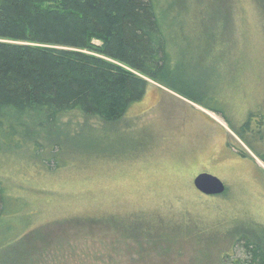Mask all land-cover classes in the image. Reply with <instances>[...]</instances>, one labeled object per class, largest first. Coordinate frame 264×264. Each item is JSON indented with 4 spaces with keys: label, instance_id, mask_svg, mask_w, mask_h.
Masks as SVG:
<instances>
[{
    "label": "rangeland",
    "instance_id": "rangeland-1",
    "mask_svg": "<svg viewBox=\"0 0 264 264\" xmlns=\"http://www.w3.org/2000/svg\"><path fill=\"white\" fill-rule=\"evenodd\" d=\"M164 4L201 97L235 126L262 120L249 141L264 156V0ZM123 115L73 112L1 150L7 264H242L249 242L264 249V161L221 116L155 81ZM203 173L224 194H201Z\"/></svg>",
    "mask_w": 264,
    "mask_h": 264
},
{
    "label": "trees",
    "instance_id": "trees-1",
    "mask_svg": "<svg viewBox=\"0 0 264 264\" xmlns=\"http://www.w3.org/2000/svg\"><path fill=\"white\" fill-rule=\"evenodd\" d=\"M164 3L0 0V152L16 142L38 145L28 140L29 126H54L73 112L106 122L119 120L142 100L149 81H155L217 113L264 161L249 141L262 120L255 121L258 127L250 120L238 127L204 101L202 71L201 79L194 76L199 62L187 65V58L195 57L190 52L188 56V48L180 47L171 33L182 31L183 24L169 20ZM167 5L170 11L173 4ZM213 90L206 98L221 104V94ZM13 202L0 180V220ZM8 246L0 242V264L9 262ZM245 249L249 260L242 264H264L261 245L249 242Z\"/></svg>",
    "mask_w": 264,
    "mask_h": 264
},
{
    "label": "water",
    "instance_id": "water-1",
    "mask_svg": "<svg viewBox=\"0 0 264 264\" xmlns=\"http://www.w3.org/2000/svg\"><path fill=\"white\" fill-rule=\"evenodd\" d=\"M196 189L201 194L209 196L222 195L225 192V185L216 176L203 173L194 179Z\"/></svg>",
    "mask_w": 264,
    "mask_h": 264
}]
</instances>
